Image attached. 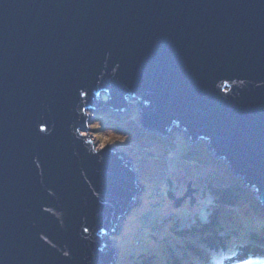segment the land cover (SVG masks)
I'll return each mask as SVG.
<instances>
[{
  "label": "water",
  "instance_id": "95a60500",
  "mask_svg": "<svg viewBox=\"0 0 264 264\" xmlns=\"http://www.w3.org/2000/svg\"><path fill=\"white\" fill-rule=\"evenodd\" d=\"M130 100L264 207V0H0V264L116 263L142 188L82 132Z\"/></svg>",
  "mask_w": 264,
  "mask_h": 264
},
{
  "label": "rangeland",
  "instance_id": "374dc122",
  "mask_svg": "<svg viewBox=\"0 0 264 264\" xmlns=\"http://www.w3.org/2000/svg\"><path fill=\"white\" fill-rule=\"evenodd\" d=\"M100 100L106 101L107 97L102 94ZM129 103L128 110L120 114L105 106L88 112V133L90 139L94 138L95 148L110 146L122 153L132 163L142 188L137 203L116 227L117 233L109 238L117 253L115 264H135L138 254L160 252L165 250V244L177 243L179 239L171 230L187 226L196 215L200 219L207 216L210 188L242 186L246 194L240 203L222 207V224L226 228L246 226L261 232L264 207H260L254 191L232 175L224 160L213 157L206 141L192 144L178 129L162 137L145 130L139 120L137 101ZM186 192L192 194L177 207ZM210 255L215 264H222L227 256ZM239 264H264V258Z\"/></svg>",
  "mask_w": 264,
  "mask_h": 264
},
{
  "label": "trees",
  "instance_id": "16d2710c",
  "mask_svg": "<svg viewBox=\"0 0 264 264\" xmlns=\"http://www.w3.org/2000/svg\"><path fill=\"white\" fill-rule=\"evenodd\" d=\"M207 216L190 219L187 226L172 229L177 243L165 244V250L135 256V264H215L211 253H226L222 264H239L264 258V225L261 232L246 226L226 228L221 221L222 207L236 206L245 197L242 186L209 189ZM252 203V202H251Z\"/></svg>",
  "mask_w": 264,
  "mask_h": 264
},
{
  "label": "bare ground",
  "instance_id": "6f19581e",
  "mask_svg": "<svg viewBox=\"0 0 264 264\" xmlns=\"http://www.w3.org/2000/svg\"><path fill=\"white\" fill-rule=\"evenodd\" d=\"M131 104H134V103L132 102ZM90 128H91V127H90ZM88 129H89V128H88ZM88 131H89V130L83 131V132H82L83 135L86 136L87 133H88ZM90 140H91L92 143H94V138H93V139L91 138ZM94 144H95V143H94ZM95 149L97 150V148H95Z\"/></svg>",
  "mask_w": 264,
  "mask_h": 264
}]
</instances>
